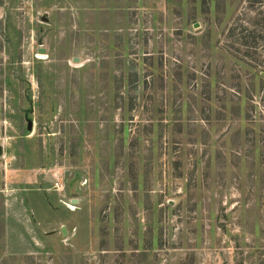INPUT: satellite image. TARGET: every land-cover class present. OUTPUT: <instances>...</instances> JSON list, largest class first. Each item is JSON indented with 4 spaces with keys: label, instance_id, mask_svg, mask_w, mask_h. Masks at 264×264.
Returning <instances> with one entry per match:
<instances>
[{
    "label": "rangeland",
    "instance_id": "374dc122",
    "mask_svg": "<svg viewBox=\"0 0 264 264\" xmlns=\"http://www.w3.org/2000/svg\"><path fill=\"white\" fill-rule=\"evenodd\" d=\"M0 146V264H264V0H0Z\"/></svg>",
    "mask_w": 264,
    "mask_h": 264
},
{
    "label": "water",
    "instance_id": "95a60500",
    "mask_svg": "<svg viewBox=\"0 0 264 264\" xmlns=\"http://www.w3.org/2000/svg\"><path fill=\"white\" fill-rule=\"evenodd\" d=\"M44 52H45V50H40V53H44ZM30 128H31V126H30ZM1 151H2V149H1V146H0V153H1ZM62 232H63L64 235L67 234V231H66L65 228L62 229Z\"/></svg>",
    "mask_w": 264,
    "mask_h": 264
},
{
    "label": "bare ground",
    "instance_id": "6f19581e",
    "mask_svg": "<svg viewBox=\"0 0 264 264\" xmlns=\"http://www.w3.org/2000/svg\"><path fill=\"white\" fill-rule=\"evenodd\" d=\"M43 54V53H42Z\"/></svg>",
    "mask_w": 264,
    "mask_h": 264
}]
</instances>
